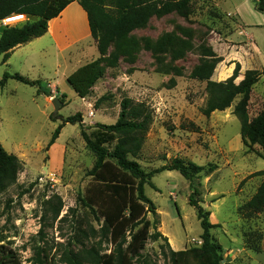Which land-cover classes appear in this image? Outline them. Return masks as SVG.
Returning <instances> with one entry per match:
<instances>
[{
  "label": "rangeland",
  "instance_id": "rangeland-1",
  "mask_svg": "<svg viewBox=\"0 0 264 264\" xmlns=\"http://www.w3.org/2000/svg\"><path fill=\"white\" fill-rule=\"evenodd\" d=\"M89 45L91 49L83 52H77L82 46L78 44L71 53L63 50L60 55L51 47L44 56L27 55L21 48L12 55L11 66L0 59V79L8 72L51 84H43L50 90L48 95L11 78L0 87V144L22 163L16 181L0 192V244L14 249L22 264H35L38 246L51 253L64 248L78 252L81 242L97 241L80 233L81 229L90 232V227L96 230L98 223L78 199L92 183L87 172L95 152L86 145L77 123H65L55 142L48 148L47 144L63 118L77 112L84 131L94 139L98 125L113 124L121 99L129 97L152 113L136 156L141 167L150 171L174 157L204 166L193 181L199 192L195 197L211 213L210 232L222 248L223 264H264V211L240 209L262 179L252 175L264 169V160L257 154L261 149L255 146V151H249L242 143L240 122L233 114L238 98L223 111L209 116L200 112L207 99L206 83L191 75L203 62L215 64L211 76L215 81L231 76L237 65L236 82L246 70L264 71V14L250 0H191L188 16L176 11L154 15L129 31L118 48L110 45L103 56L94 39ZM114 50L119 53L118 65L108 67L106 57ZM98 57H105L101 61L104 75L81 98L64 75ZM103 95L107 99L95 105ZM54 96H63L56 118H52ZM263 107L261 74L250 92L249 116H256ZM113 144L104 146L111 149ZM210 165L215 169L208 171ZM150 181L154 187L145 184V194L155 204L156 229L169 246L180 250L200 245L196 241L201 240L202 230L195 208L188 203L189 181L175 170L154 174ZM54 194L63 205L56 220L47 205ZM147 218L154 219L150 213ZM249 242L260 250L254 251ZM160 244L164 242L149 240L145 251L163 264Z\"/></svg>",
  "mask_w": 264,
  "mask_h": 264
},
{
  "label": "trees",
  "instance_id": "trees-1",
  "mask_svg": "<svg viewBox=\"0 0 264 264\" xmlns=\"http://www.w3.org/2000/svg\"><path fill=\"white\" fill-rule=\"evenodd\" d=\"M70 1L0 0V19L12 13H22L27 17L23 24L0 28V56L7 57L14 47L43 35L47 31L48 21L57 17ZM77 1L87 14L91 36L102 56L110 45L118 48V42L129 31L145 25L150 17L172 11L186 17L191 9V0ZM250 1L255 10L264 14V0ZM104 58L98 57L80 65L66 77L67 83L79 97L88 96L95 83L103 77L104 67L101 61ZM118 60L119 53L114 50L106 57L105 64L108 67H116ZM214 68V63L203 62L197 65L191 74L193 78L206 83L207 99L200 112L209 116L214 111H223L238 98L233 114L240 122L242 143L249 151H255L254 147L259 146L261 150L257 151V154L264 160V107L254 117H250L248 113L250 92L264 71L246 70L242 79L236 82L239 70L237 65L231 76L215 81L211 79ZM9 78L36 86L37 94L48 95L50 92L41 80H31L18 73L4 72L0 87H3ZM62 97L60 100L63 102ZM105 99L107 96H101L95 105ZM151 122V110L144 103L123 97L116 121L113 124H99L94 139L84 131L80 112L63 118L62 123L54 129L47 148L55 142L65 123H77L86 145L96 154L95 162L87 172L92 178V183L86 189L85 195L78 199L98 223L96 230L90 227V232L81 229L80 233L87 238L97 237V241L90 245L81 242L78 252L64 248L51 253L45 246H38L33 258L35 264H159L145 251L149 240L164 242L160 244L163 264H223L222 248L210 232L214 227L210 221L211 213L205 210L195 197L199 192L193 186V181L201 175L205 167L174 157L162 166L145 171L136 160ZM188 125L196 128L193 122ZM112 142L114 144L111 149L104 146L105 143ZM21 164L15 154L7 152L0 144V192L16 181ZM214 169L215 166L212 165L207 168L208 171ZM164 170H175L189 181L191 192L188 203L195 208L200 223V245L173 250L166 236L156 229V207L145 194V184L154 187L150 179ZM252 175H260L262 179L253 195L240 206L241 211L245 213L264 211V169ZM47 205L53 220H56L63 207L61 199L54 194L52 199L47 200ZM148 213L154 217L152 222L147 218ZM104 243L111 247L106 248ZM249 245L254 251L260 250L258 244L251 245L249 242ZM0 264H22V261L14 249L0 244Z\"/></svg>",
  "mask_w": 264,
  "mask_h": 264
},
{
  "label": "crops",
  "instance_id": "crops-1",
  "mask_svg": "<svg viewBox=\"0 0 264 264\" xmlns=\"http://www.w3.org/2000/svg\"><path fill=\"white\" fill-rule=\"evenodd\" d=\"M92 39L86 12L77 0H71L57 17L48 21L47 31L43 35L33 38L27 43L14 47L8 52L7 57L1 55L0 59L4 64L11 66L12 55L17 54L21 48H23L24 53H27V55L38 54V56H44L48 53V50L51 47L54 48L56 54L58 55L59 52L63 50L71 53V49H74L78 44H81L82 46L77 52H83V50L91 49L89 44ZM73 43L78 44L73 46ZM69 74H65V78ZM29 79L36 80V78ZM41 81L43 84L44 82H47L46 86H51L48 81Z\"/></svg>",
  "mask_w": 264,
  "mask_h": 264
},
{
  "label": "built area",
  "instance_id": "built-area-1",
  "mask_svg": "<svg viewBox=\"0 0 264 264\" xmlns=\"http://www.w3.org/2000/svg\"><path fill=\"white\" fill-rule=\"evenodd\" d=\"M26 19V15L22 13H12L0 19V27H12L18 25ZM198 244L201 240L196 241Z\"/></svg>",
  "mask_w": 264,
  "mask_h": 264
},
{
  "label": "water",
  "instance_id": "water-1",
  "mask_svg": "<svg viewBox=\"0 0 264 264\" xmlns=\"http://www.w3.org/2000/svg\"><path fill=\"white\" fill-rule=\"evenodd\" d=\"M51 103L53 105L52 118H56L58 110H59L60 106L62 105V101L60 100V98L54 96L51 98Z\"/></svg>",
  "mask_w": 264,
  "mask_h": 264
}]
</instances>
